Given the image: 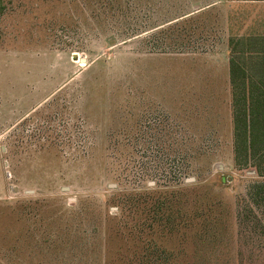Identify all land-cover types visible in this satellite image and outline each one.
Returning <instances> with one entry per match:
<instances>
[{
	"label": "rangeland",
	"instance_id": "rangeland-1",
	"mask_svg": "<svg viewBox=\"0 0 264 264\" xmlns=\"http://www.w3.org/2000/svg\"><path fill=\"white\" fill-rule=\"evenodd\" d=\"M1 4L0 264H264V0Z\"/></svg>",
	"mask_w": 264,
	"mask_h": 264
},
{
	"label": "trees",
	"instance_id": "trees-1",
	"mask_svg": "<svg viewBox=\"0 0 264 264\" xmlns=\"http://www.w3.org/2000/svg\"><path fill=\"white\" fill-rule=\"evenodd\" d=\"M1 3L2 0L0 10ZM230 78L235 100L236 158L247 161L249 153L251 156L258 152L264 155V80L247 73L245 66L235 58L230 60ZM261 158H258L256 170L262 175L260 163L264 164V159ZM254 192L264 199V182H257Z\"/></svg>",
	"mask_w": 264,
	"mask_h": 264
}]
</instances>
